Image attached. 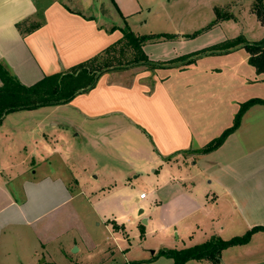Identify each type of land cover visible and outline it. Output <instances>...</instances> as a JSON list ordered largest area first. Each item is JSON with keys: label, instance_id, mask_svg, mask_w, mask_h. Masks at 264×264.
Wrapping results in <instances>:
<instances>
[{"label": "crops", "instance_id": "0c3cea01", "mask_svg": "<svg viewBox=\"0 0 264 264\" xmlns=\"http://www.w3.org/2000/svg\"><path fill=\"white\" fill-rule=\"evenodd\" d=\"M65 1L0 0V63L20 84L31 86L95 57L121 39L119 29L125 24L135 35L177 36L173 41L143 46L153 62L193 53L174 48L186 41L182 36L190 34L179 30L184 24L178 23L177 4L184 0ZM152 3L159 5L155 8ZM224 4L223 0L210 4V23L215 19L214 8ZM146 13L158 24L175 20L172 28L176 31H138L146 22L132 21ZM238 17L214 25L211 31L219 33L218 39L199 49L238 36L248 42L263 38L264 27L254 14L247 19L260 25L261 32L255 29L257 37L239 33ZM22 23L39 27L24 34L17 28ZM113 27L117 29L110 31ZM168 46L172 48H159ZM248 57L237 46L185 66L113 70L102 74L93 89L65 105L5 115L0 123V264H43L46 258L55 264L47 245L73 229L76 238L67 250L60 246V252L81 264L73 256L86 253L99 240L88 236L83 222H70L72 202L81 196L93 206L97 197L123 195L126 183L117 184L114 179L129 178L135 173L134 163L153 173L157 172L154 167L164 168L162 181L153 191L186 202L193 215L210 221L209 237L264 227V106L249 108L238 129L216 150L199 152L232 125L240 104L264 99V75L255 73ZM124 199L122 196L121 202L129 204ZM127 214L96 211L100 220L96 227L108 229L113 240V246L105 247L101 263L112 258L122 236L110 221L123 228ZM145 221L148 224V218ZM29 239L33 246L24 253ZM257 241L264 244V232L255 233L246 245L222 251L220 262L264 264V249L255 250ZM188 247L183 243L178 248ZM229 251L242 255L232 258Z\"/></svg>", "mask_w": 264, "mask_h": 264}, {"label": "rangeland", "instance_id": "374dc122", "mask_svg": "<svg viewBox=\"0 0 264 264\" xmlns=\"http://www.w3.org/2000/svg\"><path fill=\"white\" fill-rule=\"evenodd\" d=\"M250 1L251 5L249 4ZM214 2L215 0H184L177 4V10L180 14L178 23L182 22V24H184L179 30H189L190 34L187 35H191L197 31L202 32L193 38H187L184 43L174 46L175 49L196 53L201 51L199 48L208 43V41L218 39L219 33L214 30L211 31L212 28L204 31L208 24H210V19L213 15L210 4ZM223 2L225 4L217 8L220 9L223 15H229L232 20H235L234 15L237 17L239 16L238 19H240L241 24L236 27L239 33L242 31L243 36L251 38L258 35L255 31L256 28L258 29L257 31L261 32V27L259 24H255V19H247V15L252 13L251 8L253 0H223ZM67 4L71 7H75V5H72L70 2H67ZM152 5L156 8L159 4L152 3ZM138 20H144V22H146V25L138 30L145 34H149L150 31H153L152 33H154V31H176V28H172L175 27V20L171 22L169 19L163 24H158L152 16L147 13L144 17L133 19L132 23L138 22ZM240 28H242V30H240ZM159 48L168 49L172 47ZM136 165L139 164L134 163L135 173H130L128 175L129 178L125 180H120L118 178L114 179L117 184L119 182L126 183L123 189V195L116 193L109 194L104 197H97L99 199L98 201L95 197L94 201L97 202H95L93 206L86 204L81 196L72 202V210H70L68 214V216L70 215V222H83V227H81L88 236L92 239L99 240L98 244L92 246L86 253L73 256V258L78 256V258H76L78 263L124 264L129 261L133 264H174L173 259L165 256H158V252L171 249L179 251L181 249L178 247H183V243L186 247H190L204 243L210 239L208 236L211 225L210 221L203 219L202 215H193L186 202L179 203L177 200H173L169 198V196L166 197L164 194L159 193V191H153V187L161 183L165 169L154 167L157 172L153 173L149 168H145L146 166H143V168L140 166V169H138ZM189 168L190 167L187 166L185 171ZM142 192L146 193L147 199L139 203L137 200H139V194ZM122 196L125 197V201H127V199L129 200V204L121 202ZM136 208L142 209L144 213L138 215V210H135ZM96 211L105 215H117L118 213L121 214L122 211H128V216L122 220V224L124 225L123 228H120L115 221H110L113 227L116 226V229L118 228V230H115L122 234V236L119 235V244L116 242L118 249H115L112 258L103 263H101L100 260L104 257V251H106L105 247L113 246V240L109 238L108 234H110V231H108V229H105L103 226L96 227V222H100L96 217ZM146 218H148L149 222L148 224H143L142 222ZM112 229L114 230V228ZM120 229H124L126 233H124V231L120 232ZM73 230L60 235L58 239L52 240L47 245V251L55 264H74L73 261L66 259L60 252V246L67 250V246L71 243L72 238H76L73 233L76 231ZM123 233L125 237H123ZM184 234H186V236H184ZM242 234L230 236L225 233L223 235L224 237H221V239L228 240L234 236H241ZM32 246L33 240L29 239L27 246H25L27 250H24V253L30 252V247ZM256 249L262 251L264 249V244L257 241L255 244V250ZM238 252L241 253V251H229L228 254H230L232 258H236V256L239 258L242 254ZM226 254V252L223 253V256H226ZM42 260L43 258H40L39 261L41 262ZM46 261L48 262L47 258ZM185 264L205 263L191 260ZM219 264L223 263L220 262Z\"/></svg>", "mask_w": 264, "mask_h": 264}, {"label": "trees", "instance_id": "16d2710c", "mask_svg": "<svg viewBox=\"0 0 264 264\" xmlns=\"http://www.w3.org/2000/svg\"><path fill=\"white\" fill-rule=\"evenodd\" d=\"M251 9L259 23L264 27V0H253ZM214 15L215 19L208 24L204 31L209 30L220 21L231 19L229 15H223L219 8H214ZM38 27V25L27 26L25 23L17 24L18 30L24 34L31 33ZM116 29V27H113L110 31ZM119 30L122 33L121 39L95 57L67 71L45 76L31 86L20 84L7 68L0 63V123L5 115L16 111L65 105L77 95L87 93L93 89L97 79L109 71L127 70L139 66L146 67L149 70L175 65L185 66L192 64L197 58L204 55L228 52L237 46L242 47L248 53V64L254 68L255 73L257 75H264V36L256 42H248L244 37L238 36L232 41L212 46L196 53L183 55L167 62H153L144 54L142 50L143 46L147 43H154L160 40H172L177 38L176 35H135L126 24ZM201 32L197 31L191 35H184L182 37L186 39L193 38ZM255 105L264 106V99L253 98L240 104L232 125L220 136L206 144L199 152L206 154L220 147L225 139L238 129L245 112ZM113 228L116 229V226ZM257 232H264V227H253L243 235L232 237L229 240H222L217 236H212L204 243L179 251L172 249L161 250L158 252V256L171 258L174 264H185L191 260L219 264L222 251L231 247L248 244L251 237ZM43 264L53 263L44 262Z\"/></svg>", "mask_w": 264, "mask_h": 264}, {"label": "built area", "instance_id": "2783aa9c", "mask_svg": "<svg viewBox=\"0 0 264 264\" xmlns=\"http://www.w3.org/2000/svg\"><path fill=\"white\" fill-rule=\"evenodd\" d=\"M146 198H147L146 193L142 192L139 194V200L143 201V200H146Z\"/></svg>", "mask_w": 264, "mask_h": 264}, {"label": "water", "instance_id": "95a60500", "mask_svg": "<svg viewBox=\"0 0 264 264\" xmlns=\"http://www.w3.org/2000/svg\"><path fill=\"white\" fill-rule=\"evenodd\" d=\"M142 211H143L142 209H139V211H138V215H141V214H142ZM145 222H146V221H145V220H143V222H142V223H143V224H145ZM76 250H77V249H76V248H74V249L72 250V252L74 253V252H76Z\"/></svg>", "mask_w": 264, "mask_h": 264}]
</instances>
